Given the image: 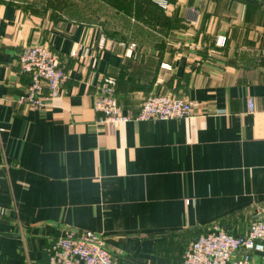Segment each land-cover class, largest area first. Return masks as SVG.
<instances>
[{"label":"crops","instance_id":"crops-1","mask_svg":"<svg viewBox=\"0 0 264 264\" xmlns=\"http://www.w3.org/2000/svg\"><path fill=\"white\" fill-rule=\"evenodd\" d=\"M167 2L186 36L181 54L158 59L101 49L97 26H41L0 0V264H49L67 231L103 234L119 264H182L206 228L244 235L264 220V0ZM37 44L67 75L42 110L16 102L29 82L20 55ZM105 77L131 121L100 123ZM157 95L192 102L194 117L135 120Z\"/></svg>","mask_w":264,"mask_h":264},{"label":"built area","instance_id":"built-area-1","mask_svg":"<svg viewBox=\"0 0 264 264\" xmlns=\"http://www.w3.org/2000/svg\"><path fill=\"white\" fill-rule=\"evenodd\" d=\"M218 40L221 46L225 40ZM123 45L124 44H120ZM115 43L101 39V49H114ZM135 45H131L133 49ZM77 51L71 52L75 56ZM21 72L30 77L26 90L17 98L18 105L42 110L60 97L67 75L58 68V56L47 45H33L24 49L19 58ZM162 68L172 71L170 64ZM118 81L105 77L99 86L95 110L103 114L101 124L116 126L132 119L123 114L118 102ZM249 110H254L252 99ZM193 103L168 95H157L146 100L135 120L170 121L192 119ZM49 264H119L114 261L103 234L67 231L58 238L50 252ZM264 253V220L253 222L244 235L233 234L215 224L205 229L188 247L182 264H254L253 255Z\"/></svg>","mask_w":264,"mask_h":264},{"label":"rangeland","instance_id":"rangeland-1","mask_svg":"<svg viewBox=\"0 0 264 264\" xmlns=\"http://www.w3.org/2000/svg\"><path fill=\"white\" fill-rule=\"evenodd\" d=\"M16 1L33 23L50 27L67 21L91 24L100 29L108 42L134 44L132 50L142 58L165 59L182 53L179 44L186 36L180 34L183 22L179 9L174 11V5L167 0Z\"/></svg>","mask_w":264,"mask_h":264},{"label":"trees","instance_id":"trees-1","mask_svg":"<svg viewBox=\"0 0 264 264\" xmlns=\"http://www.w3.org/2000/svg\"><path fill=\"white\" fill-rule=\"evenodd\" d=\"M84 23V22H83ZM44 45V44H43ZM56 54V53H55ZM57 55V54H56ZM58 56V55H57ZM20 67V66H19ZM58 68L59 69H62V70H66L65 68H63V66H62V64L60 63V60H59V56H58ZM21 71V70H20ZM65 73H66V71H65ZM25 75V74H24ZM27 77H28V79H29V82H30V77L28 76V75H26ZM29 82H28V84H29ZM27 84V85H28ZM117 90H118V87H117ZM24 93V92H23ZM118 93V92H117Z\"/></svg>","mask_w":264,"mask_h":264}]
</instances>
